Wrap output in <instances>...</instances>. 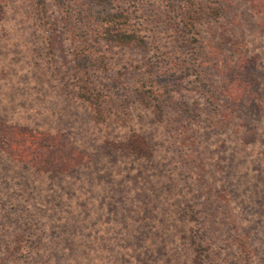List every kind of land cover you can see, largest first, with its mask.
<instances>
[{
  "label": "trees",
  "instance_id": "16d2710c",
  "mask_svg": "<svg viewBox=\"0 0 264 264\" xmlns=\"http://www.w3.org/2000/svg\"><path fill=\"white\" fill-rule=\"evenodd\" d=\"M262 232L264 0H0V264H264Z\"/></svg>",
  "mask_w": 264,
  "mask_h": 264
},
{
  "label": "rangeland",
  "instance_id": "374dc122",
  "mask_svg": "<svg viewBox=\"0 0 264 264\" xmlns=\"http://www.w3.org/2000/svg\"><path fill=\"white\" fill-rule=\"evenodd\" d=\"M215 29H213V31H214ZM211 39L213 38V36H211L210 37ZM230 38H224V41H222V42H220L219 44H218V47L220 48V50H222V51H227V50H229L230 51V48H229V45L230 44H227L226 43V41L227 40H229ZM231 39H233V37H231ZM257 47H258V45H257V42L255 41L254 42V44H253V46L250 48V49H252L253 50V52L255 53V52H257ZM103 79H104V76H102V79H100V80H102L103 81ZM118 80H120L121 82H130L129 80H131V79H129V76H127V77H124V79L123 80H121V79H118ZM105 81H103V83H104ZM111 84H113V83H111ZM116 92V91H115ZM109 162H113V161H109ZM110 164H112V163H110ZM111 166V165H110ZM253 170V169H252ZM253 171H255V170H253ZM262 234H264V232H262ZM261 236V235H260ZM253 237H255V238H259V234H254L253 233ZM261 238H262V236H261ZM258 247H260V244L258 245ZM261 248H263V250H264V242L261 244ZM253 251H254V256H255V258H259V259H261L262 257L260 256L261 254L257 251L256 252V245L255 246H253ZM260 256V257H259ZM257 262H259V261H257Z\"/></svg>",
  "mask_w": 264,
  "mask_h": 264
}]
</instances>
